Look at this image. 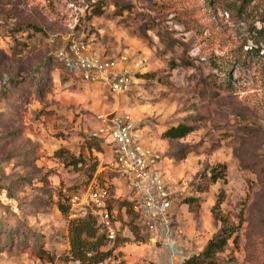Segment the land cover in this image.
Wrapping results in <instances>:
<instances>
[{"label": "rangeland", "instance_id": "obj_1", "mask_svg": "<svg viewBox=\"0 0 264 264\" xmlns=\"http://www.w3.org/2000/svg\"><path fill=\"white\" fill-rule=\"evenodd\" d=\"M214 1L208 8L207 0H107L104 15L89 20V0H0V264H54L34 258L39 242L58 256L69 250L74 219L70 208L60 212L59 198L83 196L90 180L86 168L67 166L55 153L96 159L99 172L109 154L94 136L103 113L131 116L176 193L164 232L141 231L121 213L122 260L183 264L219 232L214 207L222 199L219 210L240 236L220 254L222 264L264 262V36L256 35L264 8ZM72 41L106 59L145 56L148 63L129 92L115 94L62 70L58 53ZM42 68L39 86L33 79ZM180 124L195 130L163 137ZM97 141L102 152L90 150ZM219 164L225 179L197 192ZM110 183L116 201L127 199L120 183ZM190 196L199 197L195 208L183 202Z\"/></svg>", "mask_w": 264, "mask_h": 264}, {"label": "built area", "instance_id": "obj_2", "mask_svg": "<svg viewBox=\"0 0 264 264\" xmlns=\"http://www.w3.org/2000/svg\"><path fill=\"white\" fill-rule=\"evenodd\" d=\"M58 59L68 75L86 84L109 86L115 94L129 92L134 78L148 63L145 56L123 55L116 61L106 59L93 53L88 44L76 41L63 48L58 53ZM97 120L94 136L104 140L109 151L97 174L107 170L112 175V181L121 184L128 202L122 212L126 213L128 209L141 231L151 234L164 232L173 218L176 193L165 175L157 170L160 157L144 143L131 116L103 113ZM116 200L108 183L101 185L95 177L83 196L72 195L70 216L74 220L84 218L87 216L86 207L91 206L101 231L106 233L109 241L115 242L119 237L120 221L109 203Z\"/></svg>", "mask_w": 264, "mask_h": 264}, {"label": "trees", "instance_id": "obj_3", "mask_svg": "<svg viewBox=\"0 0 264 264\" xmlns=\"http://www.w3.org/2000/svg\"><path fill=\"white\" fill-rule=\"evenodd\" d=\"M107 0H97L94 3H90V10L88 11L87 18L89 20L102 17L105 13V6ZM258 1L259 4H263L264 8V0H244V3L239 7V10L246 5H250L252 2ZM214 0H207L208 8L214 5ZM264 12V10H263ZM264 20V19H263ZM32 30L36 32H40V29L34 25H27ZM256 35L264 36V30L260 29L256 31ZM219 70H222L219 67ZM226 75H228V71L224 69ZM47 69L42 68L37 74L33 81L41 83L44 81V77L47 75ZM139 75H136V77ZM142 75L141 77H143ZM195 128L190 125L180 124L175 127H171L167 129L163 137L171 140L183 139L190 135ZM91 149H97L98 151H103V145L97 141L95 145H89ZM55 155L62 160L67 166H72L75 169L83 170L86 168V173L88 174L90 183L96 177L98 182L101 185H104L106 182L109 185V188H112V175L108 174L109 177L102 181L101 179L105 176L104 171L98 173L99 169V161L94 160L92 163H89L87 159L84 157H76L70 153H68L64 149L58 150ZM226 166L223 164L216 165L211 168L209 174H206V183L204 185H198L196 191L199 193L207 192L211 185H214L220 180L225 179ZM88 184V186L90 185ZM72 197V196H71ZM69 198V202L70 199ZM199 197L190 196L184 199V203L187 204L190 208H195V206L199 203ZM69 202L62 201L61 197L58 202V209L64 215H68L69 212ZM222 199H218L215 207H214V217L217 221L221 223V228L219 232L213 236L205 246V248L198 254L193 255L188 258L183 264H222L220 260V254L224 253L230 242L236 244L239 240L238 234V226L235 224V221L229 214L222 213L220 209V205L222 204ZM128 202L126 200L123 201H110L109 206L110 209H114L117 212V219L122 213V210L127 207ZM218 210V211H217ZM125 217H131V212L127 209L126 213H123ZM134 220V219H133ZM69 250L58 256L54 252L45 248V245L39 242L37 245L32 247V253L35 259H38L44 263H57V264H106L107 262H116V264H127L124 260L120 258L121 253L117 254L116 249L118 245H124L126 240L122 239L119 241V237L115 242L109 241L106 236V233L101 231V227L98 225L97 218L92 214H87L86 217L81 219H75L70 222L69 225ZM113 244V248L108 249V245ZM261 264H264L261 263Z\"/></svg>", "mask_w": 264, "mask_h": 264}]
</instances>
